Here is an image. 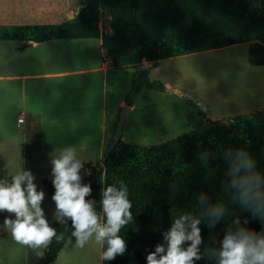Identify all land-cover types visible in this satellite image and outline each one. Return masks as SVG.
Listing matches in <instances>:
<instances>
[{"label":"trees","instance_id":"1","mask_svg":"<svg viewBox=\"0 0 264 264\" xmlns=\"http://www.w3.org/2000/svg\"><path fill=\"white\" fill-rule=\"evenodd\" d=\"M79 11L74 19L55 25H0V41L101 39L116 69H134L125 95L130 107L143 89L166 90L164 83L151 78L152 68L164 59L249 43L250 64L264 66V0H80ZM103 12L111 18V31L101 26ZM144 62L153 64L146 66ZM182 98L206 120L203 128L148 147L122 138L107 160L103 158L102 165L84 163L83 171L89 175L83 182L93 189L88 199L96 200L98 210L102 189L120 181L128 187L133 205V221L120 233L128 245L125 255L103 264H147V255L163 243L162 233L170 228L172 219L182 212L198 211L196 197L202 191L212 203L227 204L228 197L220 189L223 150L246 149L264 171V109L212 120L197 102ZM206 150L216 158L204 163L198 157ZM51 181L41 180L52 197L55 189ZM237 215L242 221L249 220L250 230H264L259 218L252 219L249 212L229 204L227 220L212 230L201 224L202 254L206 249L219 248L231 219ZM53 227L64 233L65 240L54 241L35 264L55 263L71 237L70 222L66 228L56 222ZM196 264H215V260L209 255Z\"/></svg>","mask_w":264,"mask_h":264},{"label":"clouds","instance_id":"2","mask_svg":"<svg viewBox=\"0 0 264 264\" xmlns=\"http://www.w3.org/2000/svg\"><path fill=\"white\" fill-rule=\"evenodd\" d=\"M198 158L207 163L216 157L206 150ZM220 158L225 165L220 189L228 203H212L206 192H200L196 197L198 211L182 212L172 219L170 228L162 233L163 243L147 255V264H196L209 255L215 264H264V230H250L249 220L242 221L239 215L231 219L219 248L201 252V224L212 230L227 220L229 204L249 212L252 219L259 218L264 225V171L257 159L244 148L223 150ZM50 162L55 189L51 197L55 204L53 220L65 228L70 222L68 243L83 249L94 242L104 249L100 256L103 261L123 257L128 245L120 233L133 221L126 184L120 181L103 188L98 210L96 200L88 199L93 189L83 182L84 162L77 148L67 145L55 149ZM35 179L32 171L23 167L14 175L0 178V213L8 214L0 229L42 259L53 242H63L65 235L50 224L42 207L45 192L37 190Z\"/></svg>","mask_w":264,"mask_h":264},{"label":"rangeland","instance_id":"3","mask_svg":"<svg viewBox=\"0 0 264 264\" xmlns=\"http://www.w3.org/2000/svg\"><path fill=\"white\" fill-rule=\"evenodd\" d=\"M72 12L75 15L80 0H71ZM70 6V7H71ZM74 19V18H73ZM110 16L103 12L101 26L111 31ZM59 24V23H58ZM95 41L94 43H96ZM69 47L58 49V68L70 70L79 63L68 61ZM249 43H243L223 49L194 53L160 61L151 70V78L165 84V91L143 89L136 101L135 108L129 111L124 126L123 140L136 146L148 147L199 130L206 125V120L198 115L182 96L197 102L212 120H224L240 114H249L264 109V66H254L248 59ZM57 70H61L58 69ZM134 75L133 70H118L109 73V105L117 104L128 93ZM79 77L67 76L56 79V95L59 105L72 106L80 104L78 97L82 90L75 89V81ZM73 86V87H72ZM169 89L181 93V96L169 92ZM100 92L95 95L98 97ZM10 110L0 94V108ZM123 109V108H122ZM122 111V110H121ZM16 111L5 121L0 118V178L8 174L14 175L22 167L30 170L36 177L37 190L45 192L42 207L53 226L55 204L45 191L41 180L53 179L51 175V156L44 157L40 148L44 140V128L37 129L35 134L25 142L21 128L14 122ZM74 127L64 138L57 142L72 140ZM113 128L111 136H115ZM10 143H5V140ZM47 135L46 142L51 141ZM50 144L58 146V143ZM35 147L36 153L26 154L25 149ZM84 163L94 166L102 165L98 155L89 154L83 157ZM89 171H82V176ZM8 217L0 213V225ZM14 219V217H11ZM5 230L0 229V264H35L38 259L34 252L18 245L15 241L5 239ZM103 249L94 242L83 249H77L73 244L66 243L57 261L53 264H103L100 259Z\"/></svg>","mask_w":264,"mask_h":264},{"label":"crops","instance_id":"4","mask_svg":"<svg viewBox=\"0 0 264 264\" xmlns=\"http://www.w3.org/2000/svg\"><path fill=\"white\" fill-rule=\"evenodd\" d=\"M71 0H0V25H55L71 19ZM71 6V7H70ZM79 10H76V12ZM75 12V13H76ZM97 41L96 43H94ZM69 47L68 61L79 66L64 70L58 68V49ZM162 61V60H161ZM152 66V62H144ZM61 69V70H57ZM118 70L102 47L101 39H60L44 43L18 40L0 41V94L10 110L0 108V118L10 119L16 111L14 122L21 128L27 143L37 129H43L44 140L40 151L45 158L55 149L73 145L79 158L95 154L103 160L111 134L123 107L125 98L109 105V73ZM75 76V89L82 90L80 104L59 105L56 95V79ZM73 87V86H72ZM100 92L99 96L95 97ZM136 104V103H135ZM135 105L131 107L132 111ZM24 116V121L19 118ZM74 127L72 140L57 142ZM50 136L51 141L46 142ZM58 143V146L50 144ZM9 144L10 140L6 139ZM36 148L25 149L26 154L36 153ZM42 183V182H41ZM46 191V190H45ZM50 196V195H49ZM51 197V196H50ZM5 239L11 234L5 230Z\"/></svg>","mask_w":264,"mask_h":264},{"label":"water","instance_id":"5","mask_svg":"<svg viewBox=\"0 0 264 264\" xmlns=\"http://www.w3.org/2000/svg\"><path fill=\"white\" fill-rule=\"evenodd\" d=\"M79 13H80V11L78 10L75 15H72L71 19H73ZM169 92L181 96V93H179V92H177L175 90L169 89ZM130 110H131V107L128 106V105H126L125 107H123V109H122V111L120 113V116H119L118 123H117L116 135H115L114 140H113L112 144L110 145L108 151L106 152V155L104 157V160H107V158L111 155V153L113 152V150L115 149V147L122 140L124 126H125V123H126V120H127V117H128V113H129Z\"/></svg>","mask_w":264,"mask_h":264},{"label":"built area","instance_id":"6","mask_svg":"<svg viewBox=\"0 0 264 264\" xmlns=\"http://www.w3.org/2000/svg\"><path fill=\"white\" fill-rule=\"evenodd\" d=\"M24 121V116H21L20 118H19V122H23Z\"/></svg>","mask_w":264,"mask_h":264}]
</instances>
